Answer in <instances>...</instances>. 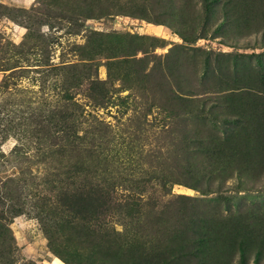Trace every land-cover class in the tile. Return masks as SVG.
<instances>
[{
  "label": "rangeland",
  "instance_id": "374dc122",
  "mask_svg": "<svg viewBox=\"0 0 264 264\" xmlns=\"http://www.w3.org/2000/svg\"><path fill=\"white\" fill-rule=\"evenodd\" d=\"M0 225V264H264V0H0Z\"/></svg>",
  "mask_w": 264,
  "mask_h": 264
},
{
  "label": "trees",
  "instance_id": "16d2710c",
  "mask_svg": "<svg viewBox=\"0 0 264 264\" xmlns=\"http://www.w3.org/2000/svg\"><path fill=\"white\" fill-rule=\"evenodd\" d=\"M100 123H102V122H100ZM110 191H112L110 187H101L100 188L101 199H103L105 197L106 198L109 197L110 199H113L112 198V195H111L112 192L110 193ZM2 258H3L2 255H0V260L3 262V259Z\"/></svg>",
  "mask_w": 264,
  "mask_h": 264
}]
</instances>
